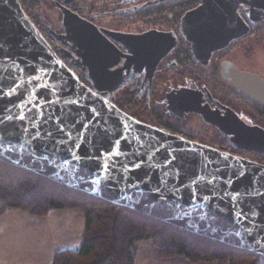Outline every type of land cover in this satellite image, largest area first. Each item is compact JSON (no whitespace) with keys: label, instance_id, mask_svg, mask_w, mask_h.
Returning <instances> with one entry per match:
<instances>
[{"label":"water","instance_id":"water-1","mask_svg":"<svg viewBox=\"0 0 264 264\" xmlns=\"http://www.w3.org/2000/svg\"><path fill=\"white\" fill-rule=\"evenodd\" d=\"M61 9L72 39L94 35L81 45L90 73L102 76L91 82L117 87L121 73L110 82L107 77L121 52L93 25ZM263 21L264 0H200L183 15L181 28L194 58L206 65L214 52ZM104 32L132 54L125 55L131 64L144 66L150 56V75L175 46L171 34L156 31ZM0 45V159L264 257V165L157 130L119 110L61 61L19 0H0ZM223 75L241 95L264 105L261 77L232 63L223 65ZM168 99L219 126L233 146L264 154V129L238 117L236 126L224 124L202 107L200 91L183 88Z\"/></svg>","mask_w":264,"mask_h":264},{"label":"flooded vegetation","instance_id":"flooded-vegetation-1","mask_svg":"<svg viewBox=\"0 0 264 264\" xmlns=\"http://www.w3.org/2000/svg\"><path fill=\"white\" fill-rule=\"evenodd\" d=\"M54 1L57 19L49 23L42 20L43 15L40 16L39 13L35 12L36 14H34L33 12L37 11L39 0H24L21 2V7L51 49L84 85L96 94L106 95L108 100L119 110L143 124L264 165V154L233 146L232 136L228 135L219 126L206 121L204 116L197 112H187L185 107H175L169 102L168 95L171 92L183 88L195 89L202 93V107L210 109L214 117L221 120L224 124L234 125V119L238 117L248 126H258L264 129V105L241 95L224 78L223 65L232 63L242 72L258 75L264 81L263 73L249 66L244 67V65L239 64L233 58L232 54L237 53L233 52L234 49H232L234 41L225 49L214 52L206 65L197 61L192 54L191 44L187 41L181 28V19L188 10L196 7L200 0H197L195 6L188 9L187 1L191 0H165L154 4L152 3L155 0L136 1V4L140 7L136 11V16L140 18L139 22L142 26L138 27V29L129 30L121 27H112L110 12H97L93 8L84 7L83 1L85 0ZM115 1L120 2L118 8L123 5L128 6L127 0ZM149 2L151 5L148 4L149 6L144 7L145 3ZM61 7L67 8L78 19L93 25L103 37L107 38L121 52L122 55L118 57L117 64L109 68L110 74L107 77L110 82L115 79L118 73H121V83L117 87L108 90V87L101 85L100 88H97L91 82V78L96 80L102 76L90 73L86 65V58L83 57L86 52L84 48H81V45L82 42L85 45V41L88 38H93L94 35H89L88 38L85 36L76 38L74 36L75 38L72 39L71 35L66 32L64 14ZM104 31L135 36L144 35L149 31L171 34L175 38V46L159 61L155 71L150 75L147 65L150 56H148V62H145L144 66L139 65L137 67L136 64H131L132 62L125 55L132 54H128L124 47ZM259 31L258 26L251 27L247 35L236 40L242 41L251 37L256 38ZM182 46L185 48L182 49ZM183 50L184 54H182ZM112 61V58L107 59V62L111 63ZM139 61H145L143 56L142 58L140 57ZM173 68L177 70L175 74H171ZM210 83L217 84L216 88L211 86ZM120 92L125 99L124 101H122L123 98L121 96L119 101L116 98ZM126 96L136 97L146 106L156 102L151 109L147 108L149 112L144 110V106L139 111L143 116L145 114L149 115L151 120L145 121L139 117V113H132L130 111L132 102Z\"/></svg>","mask_w":264,"mask_h":264},{"label":"trees","instance_id":"trees-1","mask_svg":"<svg viewBox=\"0 0 264 264\" xmlns=\"http://www.w3.org/2000/svg\"><path fill=\"white\" fill-rule=\"evenodd\" d=\"M196 1H187V9ZM239 13L245 17L243 8ZM12 208L37 218H46L52 211H79L84 216L81 248L55 253L52 264H136L134 253L143 242H152L162 259L181 257L192 264H264V257L231 242L191 233L0 159V217Z\"/></svg>","mask_w":264,"mask_h":264},{"label":"rangeland","instance_id":"rangeland-1","mask_svg":"<svg viewBox=\"0 0 264 264\" xmlns=\"http://www.w3.org/2000/svg\"><path fill=\"white\" fill-rule=\"evenodd\" d=\"M39 1L37 11H33L34 14L39 13L40 16L43 15L42 20L44 22L48 21L49 23L52 22V20L55 21L57 19L55 15V13H57L55 1ZM127 1L128 6L123 5L121 8H118L120 2L115 0H85L83 1V6L93 8L97 12H110L112 27H121L128 30L138 29L142 24L139 22L140 18L136 16V11L140 8L138 4H136V1L140 0ZM159 1L165 0H155L152 4ZM148 4L151 5L150 2L145 3L144 7ZM258 30L260 31L257 32L258 36L256 38L251 37L250 39L242 41H234L232 49H234L233 52L235 51L237 53L232 55L233 58L239 62V64L244 65V67L249 66L264 74V21L258 25ZM181 48L184 49L185 47L182 46ZM182 52H184V50ZM176 72L177 70L173 68L171 74H175ZM210 84L215 88L217 86L215 83ZM120 96L122 97L121 92L116 97L118 101L120 100ZM126 97L127 99L130 98L132 102L130 104V111L132 113H139V117L145 121L151 120L149 115L145 114L143 116L139 111L144 106V110L149 112L147 108L151 109L156 102H152V104L146 106L136 97ZM124 100L123 98L122 101ZM18 210H20L19 212L22 214H26L25 211L19 208H12L7 211L8 215H5L4 219L0 220V264H52L55 252L64 250L77 251L81 248L84 240L83 232L85 219L79 211H54V213L47 218V221H38L37 223V221L30 222L15 217ZM54 214H61L62 217L59 218L67 220L69 223L71 222L70 226L59 223L55 225L54 228L56 230L64 233V235L58 237L56 241L44 238L50 237L45 236L44 228L48 229L54 225L52 222V216H54ZM48 221L50 223H47ZM42 224L47 225L44 227ZM54 228L47 231L55 230ZM134 254L136 256V264H192L181 257L168 259L160 258L157 248L152 242L140 243Z\"/></svg>","mask_w":264,"mask_h":264},{"label":"crops","instance_id":"crops-1","mask_svg":"<svg viewBox=\"0 0 264 264\" xmlns=\"http://www.w3.org/2000/svg\"><path fill=\"white\" fill-rule=\"evenodd\" d=\"M20 210H18V212H16L17 214H16V216L15 217H17L18 219H21V220H27V221H30V222H35V221H37V223H38V221H47L48 219V217L50 216V215H52V213H54V211H52L46 218H37V217H33V216H31V215H29L27 212H26V214H22L21 212H19ZM59 213V212H58ZM5 215H8V213L7 214H5ZM5 215L4 216H2V217H0V220H2V219H4V217H5ZM56 217V218H55ZM59 217H62L61 216V214H54V216H52V222L54 223V225L52 226V227H50V228H48V229H45L44 228V232H45V236H50L49 238H46V237H44L45 239H52L53 241L55 240H57V238L58 237H60L61 235H64V233L62 232H59L58 230H56L54 227H55V225L56 224H65V226L66 225H71L67 220H62L61 218H59ZM47 223H50L49 221L47 222ZM46 225L47 224H42V226H44V227H46ZM48 225H50V224H48ZM52 228H54L55 230H52V231H47V230H50V229H52ZM55 253H57V252H55Z\"/></svg>","mask_w":264,"mask_h":264},{"label":"built area","instance_id":"built-area-1","mask_svg":"<svg viewBox=\"0 0 264 264\" xmlns=\"http://www.w3.org/2000/svg\"><path fill=\"white\" fill-rule=\"evenodd\" d=\"M20 2H22V1H24V0H19ZM182 54H184V52L182 53ZM184 56V55H183Z\"/></svg>","mask_w":264,"mask_h":264},{"label":"snow or ice","instance_id":"snow-or-ice-1","mask_svg":"<svg viewBox=\"0 0 264 264\" xmlns=\"http://www.w3.org/2000/svg\"><path fill=\"white\" fill-rule=\"evenodd\" d=\"M0 47H2V45H0ZM21 119H23V117ZM241 175H243V173H241Z\"/></svg>","mask_w":264,"mask_h":264}]
</instances>
